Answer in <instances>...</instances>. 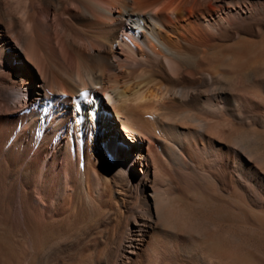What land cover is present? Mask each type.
<instances>
[{
  "label": "bare ground",
  "instance_id": "obj_1",
  "mask_svg": "<svg viewBox=\"0 0 264 264\" xmlns=\"http://www.w3.org/2000/svg\"><path fill=\"white\" fill-rule=\"evenodd\" d=\"M246 2L249 5L233 0H0V67H5L4 51H10L8 58L17 69L9 77L0 76L3 112L13 116L25 110L37 87L36 100L44 101L40 113L19 118L14 138V144L25 141L29 149L35 144L34 158L25 163L27 153L20 160L14 156L9 173L3 165V177L33 176L40 153L50 152L54 160L61 157L67 176L59 175L56 189L64 217H83L108 202L123 217L127 193L132 192L138 206L135 229L126 243L129 253L135 255L148 240L160 237L185 257L192 250L199 252L201 264H239L235 256L226 260L201 241L188 238L180 243L176 233H164L158 224L162 198L157 161L142 152V143L176 164L174 139L184 132L176 121L201 130L199 118L210 112L243 119L234 92L239 84L231 88L213 71L209 54L226 42L244 40L258 27L260 14L264 33V0ZM241 87L263 107L261 115L246 117L264 118V79L247 78ZM46 116L55 122L46 124ZM17 122L16 116L11 118L14 126ZM232 126L219 132L237 133L239 125ZM136 163L146 169L134 180L128 174ZM94 181L99 193L93 190ZM23 185L15 192L18 211L36 220L43 211L31 187Z\"/></svg>",
  "mask_w": 264,
  "mask_h": 264
},
{
  "label": "rangeland",
  "instance_id": "obj_2",
  "mask_svg": "<svg viewBox=\"0 0 264 264\" xmlns=\"http://www.w3.org/2000/svg\"><path fill=\"white\" fill-rule=\"evenodd\" d=\"M233 1L246 4L249 0ZM256 22H259L258 30L252 29L244 40L234 44L226 42L209 54L212 70L221 73L231 88L235 89L239 84L234 92L243 119L210 112L202 116V120L199 118L200 128L203 125L201 130L186 127L190 124L185 121L182 124L181 119L178 120L181 122L176 121L177 128L185 132L174 139L179 154L176 164L160 151L151 150L148 142L142 143V152L151 154L152 160L157 161L162 198L157 221L164 233H176L180 243L188 238L201 241L212 246L215 252L226 255V260L235 256L239 264H264V118L246 117L261 115L263 107L258 98L241 87L247 78L257 82L264 79V33L259 29L260 24L263 27L261 14ZM3 54L5 67H0V76L6 78L17 69L16 62L8 58L12 57L10 51ZM36 90L29 96L25 110H20L22 113L8 116L0 104V264H201L199 252L197 255L192 250L185 257V253L174 251L167 238L163 241L156 237L157 245L155 239L148 240L135 255L129 253L131 249L126 243L135 229L138 206L132 192L127 193L129 198H126L123 217L117 216L118 207H110L109 202L104 208L83 217H64L59 208L61 199L56 194L59 175L64 173L67 177L60 156L54 160L50 158V152L42 151L33 176L22 178L13 174V179L3 177V165L9 173L14 156L20 160L27 153L25 163L34 158L35 144L29 149L25 141L14 144V138L20 129L19 118L23 119L27 113H40L44 108L43 99L36 100ZM15 116L18 122L14 126L11 118ZM47 117L50 116L44 117L46 124L55 122V118L48 120ZM232 125H239L237 133L222 135V131ZM126 144L134 148L133 143L126 141ZM145 169L136 163L128 176L139 179ZM93 183V190L99 193L98 185ZM20 184L31 187V195L39 202L38 207L43 212L36 220L22 216L18 211L15 192Z\"/></svg>",
  "mask_w": 264,
  "mask_h": 264
}]
</instances>
